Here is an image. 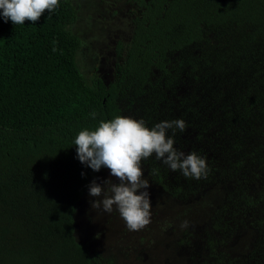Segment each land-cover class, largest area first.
I'll return each instance as SVG.
<instances>
[{
  "label": "trees",
  "instance_id": "obj_1",
  "mask_svg": "<svg viewBox=\"0 0 264 264\" xmlns=\"http://www.w3.org/2000/svg\"><path fill=\"white\" fill-rule=\"evenodd\" d=\"M130 1L133 36L108 84L81 72L72 0L35 24L5 22L0 11V264H99L75 234L96 171L74 141L124 116L123 103L149 128L183 119L174 147L206 158L199 180L155 155L144 160L171 197L231 185L212 214L203 264H264V0ZM247 225L254 245L247 258L232 257L227 245Z\"/></svg>",
  "mask_w": 264,
  "mask_h": 264
},
{
  "label": "rangeland",
  "instance_id": "obj_2",
  "mask_svg": "<svg viewBox=\"0 0 264 264\" xmlns=\"http://www.w3.org/2000/svg\"><path fill=\"white\" fill-rule=\"evenodd\" d=\"M72 2L78 10L72 30L82 42L78 56L81 72L88 82L97 74L108 84L124 63L138 10L130 0ZM123 107L124 116L137 119L126 103ZM142 168L150 182L151 222L139 231H130L115 206L111 213L93 209L91 201L98 198L91 197L88 190L75 214L77 240L88 245L99 264H203L209 260L206 238L211 217L231 185L220 182L198 196L179 201L152 180L144 160ZM94 179L98 183L107 179L119 182L105 167L95 173ZM185 221L188 226L181 227ZM255 238L256 230L250 225L238 230L227 245L230 255L247 258Z\"/></svg>",
  "mask_w": 264,
  "mask_h": 264
},
{
  "label": "clouds",
  "instance_id": "obj_3",
  "mask_svg": "<svg viewBox=\"0 0 264 264\" xmlns=\"http://www.w3.org/2000/svg\"><path fill=\"white\" fill-rule=\"evenodd\" d=\"M59 2L0 0V11L5 22L11 20L14 25H24L25 21H31L35 24L46 11L55 10ZM177 129L181 132L186 129L183 119L162 121L149 128L143 119L118 115L100 121L94 130L79 131L74 141L79 161L96 172L105 167L119 181L107 179L98 183L97 178L87 186L89 195L98 198L91 201L93 209L111 213L115 206L130 231L146 227L151 222L152 203L147 191L150 182L144 178L142 161L153 155L186 178H206L209 168L205 157L195 151L186 154L174 147ZM187 226V221L181 225Z\"/></svg>",
  "mask_w": 264,
  "mask_h": 264
}]
</instances>
